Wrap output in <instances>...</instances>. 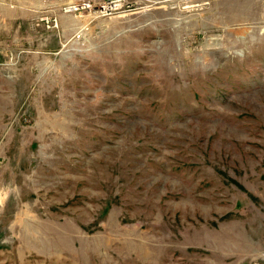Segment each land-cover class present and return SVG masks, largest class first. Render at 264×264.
Returning a JSON list of instances; mask_svg holds the SVG:
<instances>
[{
  "label": "rangeland",
  "instance_id": "1",
  "mask_svg": "<svg viewBox=\"0 0 264 264\" xmlns=\"http://www.w3.org/2000/svg\"><path fill=\"white\" fill-rule=\"evenodd\" d=\"M0 264H264V0H0Z\"/></svg>",
  "mask_w": 264,
  "mask_h": 264
},
{
  "label": "built area",
  "instance_id": "2",
  "mask_svg": "<svg viewBox=\"0 0 264 264\" xmlns=\"http://www.w3.org/2000/svg\"><path fill=\"white\" fill-rule=\"evenodd\" d=\"M116 1H118V0H116ZM112 2H114V1H112ZM114 4H115V2H114ZM116 6H117V4H116ZM111 7H112L111 5H110V6H107V5H106V6L104 7V11H105V12L108 11V9H110ZM74 8H75V10L79 9V7H77V6H75Z\"/></svg>",
  "mask_w": 264,
  "mask_h": 264
}]
</instances>
